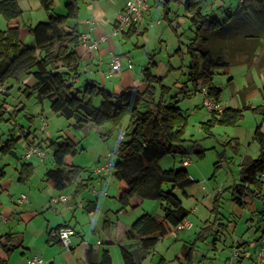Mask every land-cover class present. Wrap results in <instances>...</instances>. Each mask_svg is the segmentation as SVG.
Returning <instances> with one entry per match:
<instances>
[{
    "label": "trees",
    "instance_id": "16d2710c",
    "mask_svg": "<svg viewBox=\"0 0 264 264\" xmlns=\"http://www.w3.org/2000/svg\"><path fill=\"white\" fill-rule=\"evenodd\" d=\"M174 1L181 2L193 29L194 37L189 43L188 52L194 57L195 50H198L202 59V71L193 72L191 80L195 84L193 76L197 74L202 83L210 84L213 69L227 67L229 63L220 56L214 58L212 52L205 48L209 36L244 14L257 16L260 10L264 9V0H239L234 11H230L229 7L225 8L224 20L216 16L212 7L204 9L200 0H157L163 8L164 18L168 19L169 6ZM39 3L46 18L28 26L32 44H24L20 39L19 26L9 23L22 14L17 0H0V15L7 21L5 29H0V88L20 72L31 76L34 83L31 86L26 85L22 90L23 94L34 97L38 104L47 100L53 113L66 120H74V129H80L88 123L97 126L105 123L119 126L122 118L128 116V124L121 128L122 137L118 139L112 151L111 167L116 179L119 203L121 208L125 209L134 196L156 200L163 213L162 216H155L145 212L125 231L124 239L136 242L141 253L138 255L130 246L119 245L122 264H136L153 251L161 238L187 219L190 213L189 209L183 206L176 191L188 197L186 189L192 186L194 180L189 177L188 170L183 165L162 169L159 160L167 154H177L182 164V159L191 154L201 159L204 149L185 146L187 115L172 100L173 96L169 95L167 88L161 86L158 94L156 85L161 83V79L152 71L155 66L152 59L141 69V87L132 85L115 92L95 81L85 82L82 88L74 87V73L71 72L76 69L79 61L76 48L80 42L76 22L79 10L77 0H65L64 13L56 12L52 0H39ZM220 6L217 5L218 8ZM168 23L171 24L170 20ZM135 31L136 28L132 24L123 36L129 37ZM8 90L9 87H6L0 93L7 96ZM207 94L219 104V87H207ZM95 96L101 98L98 106L93 105ZM242 107L225 106L220 111H210V117L201 123L202 131L211 135V128L215 125H235L242 117ZM0 108H3V103H0ZM251 110L263 113L264 122V106L253 107ZM259 126L254 133L260 144L259 154L240 164L238 180L228 189L232 201L241 208L247 206L246 197L259 199V214L264 224V139L260 137ZM19 130L23 131V128L20 127ZM14 131V127L9 130V137L0 146L1 153L15 154L18 138L13 137ZM45 148L50 150L53 164L44 173L45 181L50 187L63 191L75 184L72 192L75 197L89 186V182H81L79 179L84 167L73 161V156L79 150L78 142L69 137L58 136L47 141ZM32 174V165L22 163L17 180L26 182ZM4 176L5 171L0 167V180ZM218 200L219 194H216L212 211L216 210ZM63 226L66 225L51 229L48 232V241L55 238L51 235L52 232ZM14 235L7 233L0 236V264H8L10 255L19 247L18 243L13 241ZM55 241L61 243L58 236ZM191 258L192 247L183 245L178 260L181 264H190ZM97 264H113L107 249L102 250ZM158 264H161V260Z\"/></svg>",
    "mask_w": 264,
    "mask_h": 264
},
{
    "label": "rangeland",
    "instance_id": "374dc122",
    "mask_svg": "<svg viewBox=\"0 0 264 264\" xmlns=\"http://www.w3.org/2000/svg\"><path fill=\"white\" fill-rule=\"evenodd\" d=\"M200 2L204 9L212 7L216 16L222 20L225 19V8L229 7L230 11H234L239 4V0ZM148 4L150 10L145 14L143 24L129 37H124L118 45V52L130 54L133 70L137 74L141 73L144 62L146 64L151 59L155 62L152 71L161 79V83L156 85L158 94L161 86L167 88L169 95L173 96L172 100L187 115L185 146L204 149V156L201 159L196 158L194 154L186 157L188 165L184 167L188 170L189 177L194 180L192 186L187 188L191 196L184 197L176 191L183 205L190 211L187 220L192 223V227L177 232L175 237L168 233L167 238L156 247L157 252L154 254L152 264H157L161 256L164 257L165 264H181L177 256L181 255L184 243L192 247L190 264H255L254 258L259 245L253 247L251 244L257 242L256 239L262 228L264 229L259 214L260 200L246 197L247 206L241 208L232 201L228 188L238 180L240 164L246 159L255 158L259 153V143L254 137V131L258 125L264 127L263 113L253 112L251 109L264 106V9L262 8L257 16L244 14L229 21L220 30L211 34L208 44L204 45L212 52L214 58L220 56L229 63L227 67L213 69L211 84L221 89L219 105L239 107L245 105L242 107V117L235 125H215L211 128V135H206L200 126L210 117V110L203 106L204 94L196 87H208V84L202 83L197 74L193 76L196 83L193 84L191 80L193 72L202 71V59L198 50H195L194 57L188 52L194 33L187 14L179 1L170 4L168 19L163 17V8L157 0H149ZM219 4L220 8L217 7ZM37 13L32 12L35 18L33 23L43 19L36 17ZM45 16L46 14L44 18ZM169 20L171 24L168 23ZM5 22L0 15L1 30L6 27ZM8 82V86L11 87L8 95L4 97V102H2L4 95L0 93V103H3V108H0V137L6 139L9 129L14 127L16 131L22 126L29 127L38 139H45L46 132L54 137L65 136V132L74 134L79 142V150L73 156V161L84 167L80 175L83 179L90 177L91 168L96 164V160L99 159L101 161L99 164H102L111 158L121 128L128 124V116L122 118L119 126L110 123L101 126L90 124L74 130L68 125V120L61 116L57 119H43L48 123V126H44L37 113L31 115L35 109L34 98L25 96L17 89L13 79ZM82 82L84 83L83 80ZM243 96L244 100L240 98ZM100 101V96H95L93 105L98 106ZM100 130L107 135L101 136ZM81 146L84 148L81 149ZM16 149L21 150L18 145ZM1 156L0 153V165H3L5 160ZM50 159L48 152L45 162L49 161L47 164H51ZM180 160L177 154H167L158 163L162 169L178 168L182 166ZM33 162L36 165L35 161ZM36 168L39 171L37 165ZM5 170L8 173L7 178L12 179L14 177L12 166L6 165ZM40 172L42 173V170ZM41 173L32 178L34 184L39 181ZM111 180L116 183L114 177H111ZM95 182L93 181L85 193L92 189L99 190ZM108 184L111 185L109 194H112L114 186L110 181ZM105 188L107 186L103 189ZM71 189L72 187H69V190ZM8 191L12 194L10 197L20 195V189L16 186H12ZM216 194H219L218 206L212 211L213 198ZM8 197L2 195L1 199L8 200ZM134 199L131 200L133 204ZM142 201L138 210L162 216L158 201L150 199ZM243 248H247L251 257L244 258L238 263L236 258H233V252L236 249L240 252ZM120 261L117 252L112 263L119 264Z\"/></svg>",
    "mask_w": 264,
    "mask_h": 264
},
{
    "label": "crops",
    "instance_id": "0c3cea01",
    "mask_svg": "<svg viewBox=\"0 0 264 264\" xmlns=\"http://www.w3.org/2000/svg\"><path fill=\"white\" fill-rule=\"evenodd\" d=\"M52 1L56 12H65V0ZM144 1L148 7L144 11L142 20L134 24L136 29L143 24L145 14L150 10V5L148 4L149 0ZM17 2L22 10V14L19 18L12 19L9 23L19 26L20 39L24 44H32V37L28 33V26L36 23H33V19L35 18H33L32 12H39L36 17H43L42 20L46 18V16L44 18L45 12L41 8L39 0H17ZM125 2L126 0H77L79 7L76 19L77 28L80 36H85L86 41L84 43L80 41L76 48L79 61L76 69L71 72L72 74L74 73L72 76L74 87L82 88L87 81H95L106 89L114 91L122 90L132 85H137L138 87L142 86L141 73L137 74L134 72L133 65L128 69L123 64L121 70L116 73H111L109 71L108 64L113 55L130 56L128 52L125 54L118 52V45L124 40L123 33L127 31L129 26L118 29L117 25L114 23L117 12L124 6ZM5 25H7V21ZM91 41H97L96 49H89L86 46L85 43ZM144 66L145 62L142 68ZM11 79L16 82V87L20 91H22L26 85L31 86L34 83L33 78L23 72L18 73ZM8 83L7 81L2 88H10L11 86H8ZM207 86L210 87L213 85L210 83ZM198 88L197 86L196 89ZM196 89L194 90L196 91ZM4 97L5 96H3V99ZM244 97L245 96L240 98L244 100ZM34 102L36 107L34 106L35 109H33L34 112L32 111L31 115L37 113L40 119H42V124L44 126H48V123L44 124L43 122L45 121H43V119H57L60 117L50 110L47 100H43L41 104H38L36 100ZM219 106L221 109L227 105ZM31 115L29 117L30 120L32 119ZM73 122V119L68 120V125L71 126L72 129H74L72 126ZM90 124L92 123L86 125ZM100 134L103 137L107 135V133L104 134L101 130ZM259 134L260 137L264 139V127H262V125L259 126ZM13 137L18 138L15 143V154H3L0 152L2 155L1 157L5 160L4 164L0 165L5 171V176L0 180V236L7 233H14L13 241L19 245L10 255L8 264H25L26 259L32 255L41 256L45 261L44 264H88L89 262L97 264L101 258L103 249L109 251L112 261H114L117 252H119L120 255L119 245L130 246V249L134 250L138 255L141 253L139 245L136 242L124 239V233L137 217L146 212L145 210L137 209L141 206L143 201L140 197L134 196L131 198V200L135 198L134 204L130 200L129 206L125 209L121 208V204L118 200L119 193L116 183L111 180V177H114L112 168L108 173H97L94 169L101 161L99 159L96 160V164L91 168L90 177L87 179L79 178L81 182H89V186L77 196L73 197L72 192L75 184L68 186L63 191H57L50 187L44 178L45 171L53 165L51 152L49 149L45 148V145L47 141L55 139L56 137L46 132L45 139H38L29 127L23 128V131L16 129ZM64 137H69L73 141L78 142L74 134L65 132ZM121 137L122 134L120 133L118 139ZM6 139L0 137V146ZM38 143H40V145H37ZM17 145L21 148L20 151L16 149ZM31 145L37 147L38 153L25 157L24 154ZM258 145L260 146V144ZM81 147L84 148V146ZM48 152L50 153L51 164H47L49 161L45 162ZM110 157L111 158L107 161L111 163L113 158L112 154ZM32 159H35L33 161H35L36 165L40 168L39 171H37L36 165ZM182 160H184V158ZM22 163H30L33 167V174L26 182H19L17 180L19 168ZM6 165H11L14 169V177H12V179L7 178L8 173L5 170ZM182 165L184 166L183 163ZM186 165H188V163ZM41 170L42 173L40 172ZM40 173L41 177H39V181L34 184L32 178L39 176ZM93 181H96L95 183L98 184L99 190L96 191L92 189L90 192L85 193V190L89 189ZM109 181L114 186L112 194H109V189L111 188V185L108 184ZM14 182H16V184H21V186L15 185ZM12 186L18 187L20 189V195L24 194L26 196L24 201H18L20 196L18 194L16 197H10L12 194H9L8 190ZM104 186H107L108 189H103ZM69 187H72V189L69 190ZM186 192L191 196L187 189ZM60 193L68 195L69 199L65 202L54 201L53 197ZM2 195L9 196L8 200L2 201ZM59 225L71 226L74 229L75 233L70 238V245L68 248L64 247L60 242L55 241L57 240V230H54L51 234L55 236L56 239L54 238L51 241L47 239L48 232ZM261 234L262 231L256 239L257 242L251 244L253 247L259 245ZM171 235L174 237L176 236L172 233ZM166 236L160 239L152 252L147 254L143 260L136 264H152L154 254L157 252L156 247L167 238ZM26 239L27 241L25 242ZM183 245H186V243ZM246 249L247 248H243L240 250V255L236 258L238 263L244 258L251 257V254ZM178 258H180V256H177V259ZM159 259L161 260V264H165L164 257L161 256ZM255 259L256 254L254 263ZM158 263L159 262H157V264ZM119 264H122V260Z\"/></svg>",
    "mask_w": 264,
    "mask_h": 264
},
{
    "label": "built area",
    "instance_id": "2783aa9c",
    "mask_svg": "<svg viewBox=\"0 0 264 264\" xmlns=\"http://www.w3.org/2000/svg\"><path fill=\"white\" fill-rule=\"evenodd\" d=\"M147 4L144 0H126L124 6L117 12L115 16L114 23L117 25L118 29H123L125 26L134 25L135 23H139L142 18L144 11L147 9ZM79 40L83 43L86 41L85 36H80ZM89 49H96L97 48V41H91L89 43H85ZM123 64L130 69L132 67V62L129 56H122L115 54L111 57V60L108 64L109 71L111 73L119 72L123 66ZM1 91V88H0ZM200 91L204 94L203 98V106H205L208 110H221L219 104H216L214 100L208 96L207 94V87H200ZM45 124V122H43ZM38 153V149L35 145H31L28 147L27 152L24 154L25 157H29L30 155ZM184 165L188 163V159H184L182 161ZM110 161H106L102 164H98L95 167V171L100 174L108 173L111 169ZM262 177H264V173H262ZM26 196L21 194L18 198V201H24ZM68 195L60 193L53 197L54 201H67ZM192 227V223L185 219L184 221L180 222L177 226H175L170 233L176 235L177 232L183 231L186 229H190ZM74 229L71 226H63L61 227L58 232L57 236L58 239L61 241L62 245L66 248L70 245V238L74 234ZM258 251L256 253L255 264H264V233L260 238ZM240 252L236 249L233 252V258H238ZM44 259L39 255H32L28 257L25 261V264H44Z\"/></svg>",
    "mask_w": 264,
    "mask_h": 264
}]
</instances>
